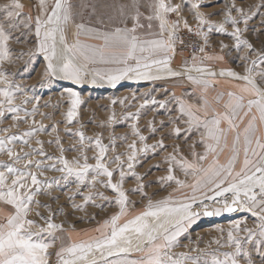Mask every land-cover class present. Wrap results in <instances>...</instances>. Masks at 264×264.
<instances>
[{"label":"snow or ice","instance_id":"1","mask_svg":"<svg viewBox=\"0 0 264 264\" xmlns=\"http://www.w3.org/2000/svg\"><path fill=\"white\" fill-rule=\"evenodd\" d=\"M242 2L243 0L241 4ZM206 6L210 5H207L205 0H181L180 3H174L173 0H145L144 3L140 0H130V3L116 6L117 18L123 26H116L111 31H102L84 23H75L70 0L51 2L38 0L35 17L25 13V5L21 0H9V3L0 5L3 11V15L0 16V117H4L6 111L14 113L12 119L17 123L26 122L29 116H35L37 107L34 105L30 112L24 105L38 98H29L24 88L11 78L13 74L7 71L5 65L14 64L15 60L22 59L25 55L31 59L36 54H43L47 61L44 76L48 78L49 83L55 78L80 83L87 75L86 69L89 65L97 63L114 67L92 69L91 82L96 83L97 78L106 79L113 86L124 79L161 78L153 74L154 69L156 73L165 72L169 77L186 75L189 81L199 86L205 93L218 77L241 82L237 85L238 93L233 91L225 93L228 101L222 112L212 107L207 99L197 105L173 95V99L178 103L177 121L184 120L188 125L186 131L193 128L198 131L203 129L200 143L204 145L205 150L203 153L191 151L192 159H188L180 152L179 145L174 146L173 151L164 157L168 165V174L160 177V182H174L178 188H189L192 194L186 195L184 200L178 202L173 201L171 194L155 203L149 199L146 210L124 223L120 221L127 215L128 206L134 203L130 201L129 194L147 195L144 192V178L136 172V167L140 163L138 156L149 150L155 154L157 148L166 150L167 145L163 138L156 144H147L148 137L142 135L134 123L131 128L136 139L127 143L125 151L120 152L117 139L127 141V136L110 135L109 142L105 144L103 133L89 137L83 130L72 132L66 129L69 135L78 138L79 145L78 148L72 146L71 150L77 152V155L69 159L64 155L66 149L58 135L54 141H49L56 144L60 153L58 156L49 155L44 151L42 140H36L40 147L31 151L21 153L14 150L12 145L17 140L29 145V140L24 137L30 138L37 132L46 131V126L43 123L37 125L34 118L33 127L21 136L14 134L0 136V154H6L9 158V162L0 161V204L11 209L0 219V264H53V255L54 264H187L188 261L192 264H255L253 253L260 257V264H264V136L257 135V120L260 125H264V67H262L264 41H261V47L258 49L246 38L252 14L243 6H238L237 0H228L225 4L221 22H215L211 18L221 13L202 11ZM141 7H146L147 13L142 12ZM257 7H264V3ZM186 8L196 24L195 30L188 16L184 14ZM234 12L236 15H233ZM70 24L75 25L77 38L85 34L102 40L103 44L98 47L84 45L79 39L70 44L66 38V30ZM226 26H230L231 31ZM154 27L157 29L156 32H153ZM20 29L26 30L21 33L25 40L28 35H33L36 45L34 50L21 51L14 57L10 41L15 39L17 43L23 42L20 37L13 36V32ZM141 29H145L147 34L154 38H143ZM182 30L199 38L198 42L191 45L192 64L189 66L188 61H185L186 72L176 71L170 67L177 43L181 45L185 43L179 35ZM213 32L230 37L233 41L232 47L229 48L228 44L221 41L219 50L213 49L210 42V34ZM232 51H235L238 58L243 61V72H237L232 68L215 71L213 65L225 62L226 56ZM242 52L243 55H239ZM80 57L85 61L84 64L77 63ZM193 68L200 74L199 76L191 75ZM18 92L24 93L21 104L15 103ZM225 94H221L218 99ZM68 97L70 107L65 114V120L67 124H72L79 116V107L83 101L78 93L71 90H68ZM112 103L115 104L117 101L114 100ZM119 103L123 105L124 100H120ZM160 107L164 108L165 104L161 102ZM253 109L258 113V117L253 114ZM21 112L24 113L23 116L20 115ZM241 112L251 118L242 133L244 161L243 167L237 172L234 165L239 155L241 133L236 121L242 118ZM127 118L138 120L139 112L129 113ZM115 120L113 112L98 127L113 125ZM161 124L163 125V122ZM224 124H227V127H222ZM149 129L153 134L157 131L151 122ZM8 131L9 129H0V133ZM52 131H57L56 125L52 126ZM172 131L177 137L181 134L180 127H175ZM232 132L236 133L231 149L232 155L222 164L219 155L227 147V137ZM138 142L142 147H138ZM191 147L194 149L195 145ZM89 151L94 153L91 157L88 155ZM33 153L42 159H31ZM250 153L255 159L250 158ZM210 156L212 160L208 162ZM90 159L95 162L89 163ZM46 160L56 163L48 164L45 163ZM177 169L185 176H192L194 182L187 184L179 179L175 174ZM46 171H56L63 175L60 179L55 177L40 179L45 176ZM69 177H74L77 184L75 195L83 197V203L72 204L74 210L83 211L88 204H95L97 197L119 206L116 214L95 229L100 236L89 240L72 241L71 233L64 227L65 222H55L57 211L61 210H54L51 204H42L36 199L38 195L51 196L54 186L58 187L61 179L67 181ZM129 177L137 181L135 188H125ZM98 185L100 188L111 190L115 194L113 200L99 191ZM83 188L95 191H89L84 195L81 191ZM53 199L58 200L59 197ZM74 199L75 196H69L70 201ZM206 201L219 206L210 209ZM194 206L202 208V212L195 210ZM40 208L47 209L48 214L43 215L39 211ZM34 210L38 219L30 218ZM238 211L249 213L254 218L255 226L248 227L245 217L244 220L230 226L226 233L223 228L218 229L220 237L213 239L208 245L211 247V244H216L218 247L215 251L192 249L202 252L205 257H211L210 259L173 251L178 246L177 241L181 234L201 214L219 216L222 213ZM70 227L74 230V225ZM58 233L67 235V244ZM133 239L136 241L134 250L143 255L130 260L127 259V254L133 250ZM58 240L61 241L59 249L55 253L50 252L49 249L54 248ZM114 255L123 258L109 259Z\"/></svg>","mask_w":264,"mask_h":264},{"label":"rangeland","instance_id":"2","mask_svg":"<svg viewBox=\"0 0 264 264\" xmlns=\"http://www.w3.org/2000/svg\"><path fill=\"white\" fill-rule=\"evenodd\" d=\"M25 5V13H30L33 17L37 15L36 5L38 0H21ZM51 2V0H49ZM73 5V13L75 17V23H84L86 26L93 28H100L102 31H111L116 26H123L118 20V12L116 6L124 3H130V0H70ZM144 3L145 0H140ZM174 3H180L181 0H173ZM228 0H205V3L210 6L202 8V11L206 13L218 12L221 15L212 16V20L215 22H221L223 20L222 9ZM9 3V0H0V5H5ZM264 3V0H237L238 6H243L246 11H250L252 14V19L248 22V31L245 34L246 38L249 39L251 43L255 45L256 48L261 47V41H264V7H257ZM141 11L147 13L146 7H141ZM189 18V22L192 24L193 30L196 28L195 22L192 20L191 16L187 12V8L184 13ZM3 15L2 9H0V16ZM233 15H236L234 12ZM111 17V19H109ZM175 19V16L172 17ZM102 22V23H101ZM129 27L131 23L129 21ZM243 27V25H241ZM228 30L231 31L230 26ZM157 29L154 27L153 32ZM22 32H26L25 29H20L19 31L13 32L14 37H20L22 43H17L15 39L10 41V48L13 51L14 57L16 53L21 51L28 52L29 50H34L36 45V40L33 35H28L27 40L21 35ZM143 38L152 39L154 36L148 35L145 29L140 30ZM185 32V31H181ZM67 41L75 43L79 39L81 44L94 46H101L103 41L100 39H95L89 35L81 34L78 38L76 36V28L74 24H70L66 30ZM223 41L225 44L232 47L233 41L230 37L226 35H221L219 33L213 32L210 34V42L212 48L219 50V43ZM228 52V49L225 50ZM239 55H243V52ZM255 58V57H253ZM187 59L178 50L176 45V53L172 57L170 67L175 70V68L183 67L185 68V61ZM188 61V60H187ZM47 61L44 59L43 54H36L31 59L25 55L22 59L15 60L14 64L5 67L9 73H12V79L15 83L20 84L24 88V92L27 93L32 102L24 105L31 112L33 106L37 107V112L35 116H29L26 122H15L12 119L14 113L5 112L4 117H0V129H9L7 133H0V136L7 135H17L21 136L24 132L28 131L32 125L33 118L39 123H43L46 126V131L37 132L32 137H24L29 140V145H24L20 140H17L12 147L15 151H31L33 148H39L40 146L36 144V140H42L44 142L43 148L49 155L58 156L60 155L55 143H49V141H54L59 136L63 147L66 149L64 155L72 159L77 155V152L71 150L72 146L79 147L77 143V137L71 136L66 132V129H70L72 132L77 130H83L86 136L95 137L98 133H103L104 143L109 142V136L115 135L116 137L127 136V141L117 139L118 151L123 152L126 149V144L131 143L132 140L136 139L132 134V124H137L142 135L148 137L146 143L149 145L156 144L161 138H163L164 143L167 145L166 150L156 149L155 154L151 150L146 153H141L138 156L140 163L136 167V172L140 174L144 179L145 184L144 192L147 195H142L140 193H130V201L134 202L128 206L127 215L123 217L120 223H124L128 219L134 218L136 215L140 214L142 211L146 210V206L149 199L153 203L156 201L163 200L171 194L173 201L178 202L184 200L185 196H190L191 190L187 187L178 188L174 182L162 183L160 182V177L166 176L168 165L164 161V157L173 151V147L179 145L180 152L192 159L191 151L197 153H203L205 148L201 140V133L203 129L199 131L193 128L191 131H186L188 125L184 123L183 119L177 121L179 116L178 103L176 99H173V95L177 98H181L188 103H194L200 105L203 103L204 99H207L208 103L215 108V98L214 89L217 91L218 87H222V84L218 79L213 81V84L209 86L207 92H203L202 89L194 85L191 81L186 78V75L181 77H169L165 72L156 73L153 70L154 75H159L161 78L152 80H138V79H124L116 83L114 86L107 82V80H100L97 78L96 83H92L93 73L92 69H107L114 67V65L106 64H90L87 71V75L84 77L83 81L76 83L72 80L55 78L51 82H48V78L44 76V71L46 68ZM78 64H84L85 61L82 57L77 59ZM189 66H191L192 61H188ZM198 63V62H197ZM243 61L238 58V54L232 51L230 55L226 56L225 62L215 63L213 65L214 70L219 72L221 68H232L237 72H243ZM264 67V66H262ZM259 71V69H257ZM179 71V70H176ZM182 72L186 70L182 69ZM195 73V74H192ZM191 75H199V73L191 71ZM259 82V78L257 77ZM230 85H226V89L230 88ZM68 90L74 91L79 94L83 103L79 107V116L76 121L72 124H67L65 120V114L70 107ZM24 97V93L18 92L16 94V104H21ZM126 98V99H125ZM117 103L113 104V101ZM120 100H124V104L119 103ZM147 101V103H145ZM155 101L156 103H153ZM165 104L164 108L160 107V103ZM246 103V100H245ZM143 105V107H141ZM220 108L224 111V106L220 105ZM218 111V110H217ZM115 112L116 120L113 125L106 126L104 128L98 127L101 122L108 119L112 113ZM139 112V119L133 120L127 118L129 113ZM46 114V115H42ZM21 116L24 115L23 112L20 113ZM157 129L153 134L150 132L149 123ZM163 122V125L161 124ZM56 125L57 131H52V126ZM81 125L83 128L81 129ZM223 126V125H222ZM175 127L181 128V134L179 137L175 135L172 131ZM195 145L193 149L191 146ZM138 147L142 145L138 142ZM227 157L225 160L231 157V152H227ZM94 153L92 151L88 152L89 157ZM31 159H42V157L36 156L34 153L30 157ZM212 157H209L208 162H211ZM0 161L9 162V158L6 154H0ZM94 160H89V163H94ZM45 163H56V161H45ZM221 163V162H220ZM20 165H18L19 167ZM155 166V167H154ZM207 166V163L205 164ZM235 166V165H234ZM35 171V169H33ZM175 174L181 180H184L187 184L194 182L192 176H185L183 172L179 169L176 170ZM62 173L56 171H46L45 176L40 177V179L45 178H58L62 177ZM231 180V177H229ZM137 186V181L133 177H129L126 180L125 188L132 189ZM99 191L104 192V195L113 200L115 194L111 190H106L97 186ZM77 190V184L74 177H69L67 181L61 179L58 187L54 186L51 190V196L48 195H38L36 197L42 204H51L54 210L57 211L55 222L64 223V227L67 232L71 233L72 241L79 240H89L93 237L100 236V233L95 231V229L102 225L103 222L110 218L113 214L119 211V206L114 202L109 203L108 201L96 198L95 204H88L83 211H76L72 208V204L83 203V197L80 195H75ZM81 191L84 195H87L89 191H95L94 189L83 188ZM69 196H75L74 201L69 200ZM53 197H59L58 200L53 199ZM209 204L210 209L218 207L219 205L213 204L210 201H206ZM194 209H198L195 208ZM35 209V206H34ZM202 212V209H198ZM11 211L9 206L0 204V212L6 214ZM39 211L43 215H47V209L40 208ZM247 217V226L254 227V218L250 216L247 212H235L229 215H223V213L217 217L205 218L204 215H200L191 225L187 227V230L181 234L177 241V247L173 249L175 253H188L192 257L200 256L201 259L211 257H205L200 251H192V249L205 250L206 252H213L217 249L216 244H211L208 247L209 242L215 238L220 237V232L218 229L223 228L226 231L230 226L235 224L237 221H242ZM33 219H38L35 216V210L31 214ZM43 223L42 221H38ZM71 225H74V230ZM63 238L65 244L68 243V238L65 233H58ZM61 241H56V246L49 249L50 252L55 253L59 249ZM136 241L133 239V250L127 254V259L134 260L143 255V253L136 252L134 250ZM229 249H220V251H228ZM99 254H97L98 256ZM123 256H112L109 259L118 260L122 259ZM53 264L55 262V256L52 257ZM253 260L255 264H260V257L253 253ZM187 264H192L188 261Z\"/></svg>","mask_w":264,"mask_h":264},{"label":"crops","instance_id":"3","mask_svg":"<svg viewBox=\"0 0 264 264\" xmlns=\"http://www.w3.org/2000/svg\"><path fill=\"white\" fill-rule=\"evenodd\" d=\"M99 45H97L96 47H98ZM182 69L186 70L185 68L183 67H179V68H175V70H179L182 72ZM192 71L196 72L195 71V68L192 69ZM192 74H195V73H192ZM200 75V74H199ZM199 75H195V76H199ZM177 78V77H175ZM219 80V82L222 84V87H218L217 91L214 89V95H215V98L217 97L216 101H215V108L219 111V110H222L220 108V105H225L228 101V96L225 94L227 93L228 91H233V92H239V88L237 87L238 84H240L241 82L239 81H230L228 79H225V78H216ZM226 85H230L231 87L226 89ZM221 94H225L222 96V98L218 99V97L221 96ZM253 114H256L257 117H258V113L255 112V109H253ZM240 116L242 117L241 119H237L236 123L238 125V130L239 132L241 133V139H240V144L238 145L239 147V155L237 157V161L235 163V171H240V169L243 167V161H244V151H243V148H244V142H243V130L244 128L247 126L248 124V121L249 119L251 118L250 116H244L243 115V112L240 113ZM257 124H258V132H257V135L259 136H264V125H260L259 124V120H257ZM222 127H227V124H224ZM235 135L236 133L235 132H232V133H229L228 134V137H227V147L224 149V151L219 155V161L223 164V163H226L228 161L225 160V158L227 157V152L230 151L231 152V155H232V145H233V141H234V138H235ZM250 158L252 159H255V157H252L251 156V153L249 154ZM0 219H2V213L0 212Z\"/></svg>","mask_w":264,"mask_h":264},{"label":"built area","instance_id":"4","mask_svg":"<svg viewBox=\"0 0 264 264\" xmlns=\"http://www.w3.org/2000/svg\"><path fill=\"white\" fill-rule=\"evenodd\" d=\"M180 38L184 40V45L177 43L178 50L183 54V56L191 62V53L193 48L191 45L199 41L198 37L189 35L186 31L180 32Z\"/></svg>","mask_w":264,"mask_h":264},{"label":"water","instance_id":"5","mask_svg":"<svg viewBox=\"0 0 264 264\" xmlns=\"http://www.w3.org/2000/svg\"><path fill=\"white\" fill-rule=\"evenodd\" d=\"M197 211H199L198 209H196ZM229 214H232V213H223V215H229ZM205 218H212L213 216H204Z\"/></svg>","mask_w":264,"mask_h":264},{"label":"bare ground","instance_id":"6","mask_svg":"<svg viewBox=\"0 0 264 264\" xmlns=\"http://www.w3.org/2000/svg\"><path fill=\"white\" fill-rule=\"evenodd\" d=\"M195 208L202 209V208H199V207H197V206H196ZM215 217H217V216H215Z\"/></svg>","mask_w":264,"mask_h":264}]
</instances>
